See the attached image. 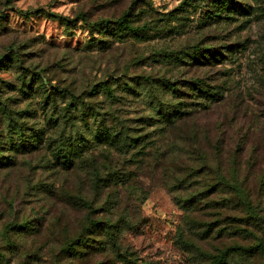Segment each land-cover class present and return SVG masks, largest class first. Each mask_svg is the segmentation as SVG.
I'll use <instances>...</instances> for the list:
<instances>
[{
  "label": "rangeland",
  "instance_id": "1",
  "mask_svg": "<svg viewBox=\"0 0 264 264\" xmlns=\"http://www.w3.org/2000/svg\"><path fill=\"white\" fill-rule=\"evenodd\" d=\"M183 1L0 0V151L2 161L11 154L15 161L0 167V264H129L90 225L86 252H68L92 216L133 225L125 226L119 243L135 264H211L233 245L255 248L229 254L220 264H264V0H235L242 9L251 6L250 14L227 12L210 26L200 25L199 10ZM126 10L134 25L147 26L143 36L114 30ZM77 15L86 21L73 25ZM103 20L109 21L107 33L93 27ZM196 43L214 48L217 60L178 70L165 62V50ZM169 72L203 78L224 91L223 103L198 122L216 134L221 151L233 149L253 163L249 183L258 190L259 222L201 204L185 211L177 199L186 196L166 188L165 123L158 110L165 95L157 81ZM104 83L115 89L117 101L106 100ZM94 85L101 92L90 97ZM73 94L92 102L100 118L85 125L69 108L66 120L58 121ZM20 124L30 153L12 149ZM97 128L124 131L141 144H94L89 160L64 168L62 143L90 139ZM41 131L43 140H32ZM94 167L103 177L118 171L132 179L127 187L97 191L90 187ZM80 199L98 210L87 216L90 208Z\"/></svg>",
  "mask_w": 264,
  "mask_h": 264
},
{
  "label": "trees",
  "instance_id": "2",
  "mask_svg": "<svg viewBox=\"0 0 264 264\" xmlns=\"http://www.w3.org/2000/svg\"><path fill=\"white\" fill-rule=\"evenodd\" d=\"M7 1L10 3L12 0ZM193 1L194 3H192V0H184L183 3L189 7H195L196 10L198 9L200 12V25L208 26L217 23L218 18L222 14L231 12L242 16L250 14L252 8L250 6V9H242L236 5L237 2L235 0ZM183 10L187 12L186 8ZM86 19L85 15H77V18L70 22L76 25L77 22H84ZM108 22V20L98 21L97 24H93V27L100 30L101 33H107L109 30ZM114 25L116 32L124 31L139 36H143L148 29L145 24L134 25L133 20L129 18L127 10L117 18ZM216 55L214 48L201 46L196 43L179 50H165L164 57L165 62L172 69L178 70L194 63L209 65L213 60H217ZM185 74L182 72H169L165 74V77H160L157 81L160 91L162 90L161 96L165 95V106L161 101L159 102L160 105H158L159 114H161L162 118L161 122L165 123V165L161 171L163 182L170 191H175L183 197L186 196L185 198L177 199L185 211L198 209L199 204H201V206H206L207 209L215 210L216 213H222L223 215L231 213V210L237 213L241 211L243 214L239 215L244 216L246 214L249 220L259 222L260 219L258 220L256 216L259 211H257L255 204L256 200H258V190L254 189L249 183V174L252 172L253 163L250 160H246L247 158L245 159L242 155L235 154L236 152L233 149H231V152L221 151L216 134L212 130H207L198 122L204 114L223 103L225 100L224 91L218 90L217 87L210 85L203 78ZM147 83L145 81V84ZM24 85L25 79L21 81V86L23 87ZM22 87H20V90H24ZM102 88L107 101L114 102L118 100L115 89L109 83H104ZM125 89H127L129 94L135 93L131 87H126ZM62 92L60 90L59 95ZM100 92L94 85L86 94L91 97L93 95L97 96V93ZM80 97L81 95L73 94L72 99L74 101L60 109V112L64 110L65 113L64 115L62 113L58 115V121L62 118L66 120L69 108L74 112L72 115L74 119H81L85 125H88L89 120L93 119V117H95V121L100 118L99 115L101 113L95 110L91 105L92 102L88 103L84 99L81 100ZM19 126V136L11 139L13 140L12 149L16 150V153H30L32 149L28 147L29 143L24 137L25 133L22 125L20 124ZM90 134L92 136L90 139L82 136L80 140L76 139L72 143L63 142L58 148V159L64 168L70 170L76 168L78 163L89 160L88 154L94 150V144H102L103 146L118 149L127 146L129 141L131 146H134V143L136 146L141 144L139 137H132L124 131L99 130L97 128L91 130ZM43 135L44 131H41L40 134L33 135L32 140L37 137L38 140L41 139L42 141ZM34 148L38 149L39 146L36 145ZM0 154H2V151H0ZM12 155H7L6 161H2L4 155H0V167H10L15 164ZM94 169L96 170L93 172L89 171L90 187L97 191L102 190L104 186L110 187L114 184L119 188L122 186L127 187L128 182L132 179L130 174L124 175L123 173V175H120L118 171L109 172L108 175L103 177L97 167H94ZM261 177V174L257 177L258 183ZM81 203L86 209L87 207L90 208V210L87 209V216L89 212L92 213L98 210L92 209L88 205V201L82 200ZM119 222L121 223L120 225L118 222H114L113 219L103 221L93 216L90 217L89 223L83 227L80 234L72 242L68 243V252L74 256L86 252L84 249L89 244L84 234L91 226L102 231L103 237L110 242L112 252L120 260L135 264L134 260L122 251L119 243V238L124 233L125 226L128 227L127 229H132L133 225L123 218ZM99 246H102V244L99 243ZM95 248L100 247L95 246ZM254 248L237 245L229 246L219 254L214 255L211 264H220L229 254L237 252L247 253Z\"/></svg>",
  "mask_w": 264,
  "mask_h": 264
}]
</instances>
